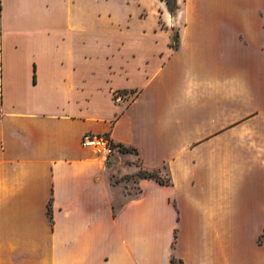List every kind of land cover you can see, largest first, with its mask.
Listing matches in <instances>:
<instances>
[{
    "label": "crops",
    "instance_id": "0c3cea01",
    "mask_svg": "<svg viewBox=\"0 0 264 264\" xmlns=\"http://www.w3.org/2000/svg\"><path fill=\"white\" fill-rule=\"evenodd\" d=\"M178 2L0 0V264H264V0Z\"/></svg>",
    "mask_w": 264,
    "mask_h": 264
},
{
    "label": "rangeland",
    "instance_id": "374dc122",
    "mask_svg": "<svg viewBox=\"0 0 264 264\" xmlns=\"http://www.w3.org/2000/svg\"><path fill=\"white\" fill-rule=\"evenodd\" d=\"M177 12L175 14H171L175 16L177 15ZM150 21H153L152 16H150ZM121 153L119 154V150H115L108 157V163L111 164L114 159L118 157V163H120V167L113 171V181L120 184V189H122L125 194L124 196H119L118 199H125L140 192L138 187L139 185L137 184L139 176L136 174V172H131L130 165H142L139 156L135 157L134 159H130L127 152L121 151ZM160 174L163 176L166 175V170L162 169Z\"/></svg>",
    "mask_w": 264,
    "mask_h": 264
},
{
    "label": "trees",
    "instance_id": "16d2710c",
    "mask_svg": "<svg viewBox=\"0 0 264 264\" xmlns=\"http://www.w3.org/2000/svg\"><path fill=\"white\" fill-rule=\"evenodd\" d=\"M165 3L167 6V9L172 14H175L178 11L179 6H180L178 0H165ZM178 34H179L178 31H175L173 34V39L175 41L178 40ZM118 147L122 151L134 150L133 147L126 146L124 144H118ZM162 169L166 170V175H164V176L160 174V171ZM136 174H138L139 178H141V177L155 178L156 180H158L161 183H171V175L167 171L166 166L153 168V169L140 166L138 171L136 172ZM48 212H49L50 217H52V208H51L50 203H49V207H48ZM172 260L176 261V259L174 257H172Z\"/></svg>",
    "mask_w": 264,
    "mask_h": 264
},
{
    "label": "built area",
    "instance_id": "2783aa9c",
    "mask_svg": "<svg viewBox=\"0 0 264 264\" xmlns=\"http://www.w3.org/2000/svg\"><path fill=\"white\" fill-rule=\"evenodd\" d=\"M114 99L120 102L123 100V96L115 93ZM82 143L94 149L97 154L102 155L104 158H108L117 148V145L107 133L87 131L83 134Z\"/></svg>",
    "mask_w": 264,
    "mask_h": 264
}]
</instances>
